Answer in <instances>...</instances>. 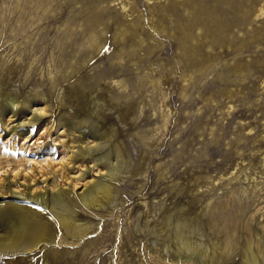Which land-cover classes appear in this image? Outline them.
Returning <instances> with one entry per match:
<instances>
[{
  "label": "rangeland",
  "instance_id": "374dc122",
  "mask_svg": "<svg viewBox=\"0 0 264 264\" xmlns=\"http://www.w3.org/2000/svg\"><path fill=\"white\" fill-rule=\"evenodd\" d=\"M161 4L0 0V111L4 97L36 99L34 111L0 115V208H32L47 229L27 250L0 251V264H264V63L242 93L230 87L231 101L217 96L223 86L211 71L188 93L184 57L166 66L179 51L169 30L154 27ZM98 14L111 30L93 55L83 22ZM117 17L136 23L147 42L126 41L117 53ZM263 25L256 15L245 32ZM221 53L226 61L237 55ZM262 56L263 40L237 58ZM201 89L213 95L209 104ZM84 117L90 125L73 134ZM93 134L127 151L123 167L114 159L118 175L74 159L80 142L98 147ZM96 182L101 189L86 202ZM57 192L76 214L74 231L49 203Z\"/></svg>",
  "mask_w": 264,
  "mask_h": 264
},
{
  "label": "bare ground",
  "instance_id": "6f19581e",
  "mask_svg": "<svg viewBox=\"0 0 264 264\" xmlns=\"http://www.w3.org/2000/svg\"><path fill=\"white\" fill-rule=\"evenodd\" d=\"M84 1L88 2L89 0ZM167 2L168 4H161L155 8L157 21L154 27L157 30H169L174 39V47L179 51V55L174 59L175 61L172 64L166 63V66L172 67L177 61L182 60L181 56L184 57L185 71L190 78L187 92L190 93V90L197 85L206 73L211 71V73H215L218 82L223 86L217 92V96L225 99L233 97L234 92L230 87L234 85H239L238 94L242 93L245 88L242 83L249 79L252 72L258 69L260 63H264V56L247 62L237 58V55L242 54L243 49L248 48L252 43L259 44L262 40L264 41V25L245 32L246 26L251 23L254 16L264 15V0H167ZM258 5L260 7L257 8ZM115 23L116 28L112 32V39L119 47L117 53H121V50L125 49L126 41L134 43L135 39H139L142 43L147 42L143 34L139 33L136 23L126 24L118 17ZM83 24L87 26V30L82 34L85 38L91 39L89 47L92 54L96 55L100 50L102 51L107 34L111 30L106 24L105 14L89 17ZM167 25H170V27L167 28ZM241 31L243 35L239 37L238 33ZM227 48H233L234 52L237 53L230 61H226L221 56V50ZM75 65L80 67L85 63L76 62ZM184 97H187V93ZM199 97L206 104L213 101V95L211 93L207 95V92L202 91V89L199 92ZM229 100L231 101V99ZM2 106L3 109L0 111V115H2L3 121L12 118L21 109L24 113L29 112V109L34 111L36 99L30 97L20 102L14 96H7L3 98ZM89 106L94 107V104L90 103ZM198 120L200 121L202 118L200 117ZM90 123L91 121L87 117L74 121L71 126L72 133H77L75 127L83 126L86 128ZM202 124L204 126L205 122ZM60 125L63 127L62 123ZM197 129L200 130L201 126H198ZM32 132L31 129H25L22 135L31 134ZM95 132H97L96 128ZM92 138V142L98 140V147L93 149L90 147L83 148V142H80V148L74 154V159L80 162L90 159L95 162L97 169H107L110 177L118 175L119 169L127 164V151L118 145L111 148L109 141H105L100 135L93 134ZM87 139H90L89 135L86 136ZM228 144L235 149L238 147L234 141ZM70 147L74 149L75 145ZM118 158L122 163L120 168L114 165V159ZM234 158L235 154L231 156L232 163ZM178 161L180 159H177ZM156 169L158 173H166L160 165H157ZM204 175L206 176V174ZM101 186V182H96L87 187L82 195L83 199L90 202L93 195L101 189ZM39 197L44 198L45 196L41 194ZM48 199L53 211L63 224L67 225L69 230H76V225H74L76 214L67 202L64 193H53ZM46 233L47 229L34 209L17 205L0 208V251H10V249L14 251L27 250L37 238ZM180 235L187 237L189 230L180 232ZM251 264H258V261L254 259Z\"/></svg>",
  "mask_w": 264,
  "mask_h": 264
}]
</instances>
